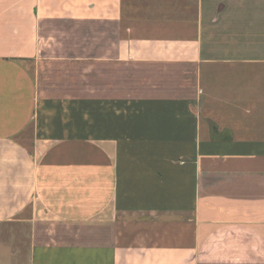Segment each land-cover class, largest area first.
Segmentation results:
<instances>
[{"label":"crops","instance_id":"obj_1","mask_svg":"<svg viewBox=\"0 0 264 264\" xmlns=\"http://www.w3.org/2000/svg\"><path fill=\"white\" fill-rule=\"evenodd\" d=\"M0 224L25 264H264V0H0Z\"/></svg>","mask_w":264,"mask_h":264},{"label":"rangeland","instance_id":"obj_2","mask_svg":"<svg viewBox=\"0 0 264 264\" xmlns=\"http://www.w3.org/2000/svg\"><path fill=\"white\" fill-rule=\"evenodd\" d=\"M21 233L24 234L22 242L20 241ZM24 238V231L19 232L17 228L13 230L8 225L0 224V264H25ZM9 250L11 251L10 255Z\"/></svg>","mask_w":264,"mask_h":264}]
</instances>
